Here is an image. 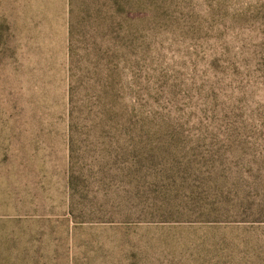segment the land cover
Segmentation results:
<instances>
[{
  "label": "rangeland",
  "instance_id": "374dc122",
  "mask_svg": "<svg viewBox=\"0 0 264 264\" xmlns=\"http://www.w3.org/2000/svg\"><path fill=\"white\" fill-rule=\"evenodd\" d=\"M88 1L0 0V264H264V0Z\"/></svg>",
  "mask_w": 264,
  "mask_h": 264
},
{
  "label": "trees",
  "instance_id": "16d2710c",
  "mask_svg": "<svg viewBox=\"0 0 264 264\" xmlns=\"http://www.w3.org/2000/svg\"><path fill=\"white\" fill-rule=\"evenodd\" d=\"M106 1H109V0H106ZM117 2H118L117 0H111L109 3V7H112L113 4H117ZM109 7H107V10H106L108 13L111 12ZM85 8L83 11L87 10L89 17L92 20H96L98 18L101 10L99 6L96 4V0H89ZM93 89H95L96 92H100V88H98V86H94Z\"/></svg>",
  "mask_w": 264,
  "mask_h": 264
}]
</instances>
